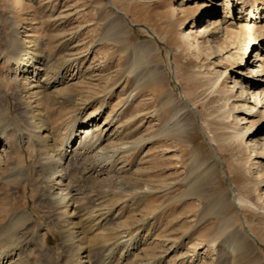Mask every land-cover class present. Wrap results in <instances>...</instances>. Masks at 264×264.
<instances>
[{"label":"rangeland","instance_id":"374dc122","mask_svg":"<svg viewBox=\"0 0 264 264\" xmlns=\"http://www.w3.org/2000/svg\"><path fill=\"white\" fill-rule=\"evenodd\" d=\"M242 5L260 9L255 19L237 21ZM263 16L264 0H0V254L8 217L24 211L23 264H264V159L258 171L240 129L257 131L264 109L242 115L253 100L239 92L264 82V36L236 33L264 30ZM90 119L87 137L108 152L126 144L111 170L79 149ZM70 131L65 230L45 185L57 193L67 181L44 183L38 155ZM231 235L245 245L239 262Z\"/></svg>","mask_w":264,"mask_h":264},{"label":"bare ground","instance_id":"6f19581e","mask_svg":"<svg viewBox=\"0 0 264 264\" xmlns=\"http://www.w3.org/2000/svg\"><path fill=\"white\" fill-rule=\"evenodd\" d=\"M243 5H242V8L240 9V14H244L246 12L247 13L246 16L248 18L240 17L237 21L240 22L242 19H245V20H242V22H249L250 20L252 21L253 19H255V18H252L253 14L257 11L259 12L260 9L258 10V9H254L255 7H253V8L249 7V9L244 10ZM232 7H233V5L230 4V2L226 3V5L224 6V9L226 10V13L228 14V18H231ZM214 9L217 10V8H215V5H212L211 11H215ZM118 17L121 18V16H119V15H118ZM256 19H259V18H256ZM263 19H264V16H263L262 20ZM244 32H250V35L254 34L253 36H250L248 38V41L251 43H254L255 45L264 36L263 28H239L236 33H238L240 35L241 33H244ZM186 38H189V37H186ZM186 38L184 37V39H186ZM181 39H182V42L184 43L183 38H181ZM190 46H192V45H190ZM214 47H216L217 48L216 50H218L219 52H221L223 49L221 44H218L217 42H215ZM213 50H212V48H209V51H211L212 54H215V52H213ZM18 57H19L18 53H12L11 54V59L14 60L13 64L15 66L16 71H18L20 73H25V70H23L25 67V64ZM261 60L264 61V57ZM251 65H253V63H251ZM251 65L249 66V68L247 70L248 71L251 70V73L254 74L255 71L253 72V69H251L253 66H251ZM247 66L248 65H246V67ZM258 73H260V72L258 71ZM222 74H220V75H222ZM256 77H259V76H256ZM250 79L251 80L248 83H246V88H245V86H239L240 87L239 92L242 95H243L245 89L250 90V94H251V98H252L251 100H253V103L251 105L250 110L248 109V111H246V114H242V115H246V116H250L251 111L253 112L255 108L256 109L258 108V110L255 109V111H254L255 114L259 113V109L260 110L264 109V88H263L264 82L262 83L261 86H259V83L261 80H257V79L253 80L252 77ZM180 117L181 118H180L179 122L186 123L184 125L185 127L188 126L187 121H189V120L187 118V115H184V116L181 115ZM92 121H95V119L87 120V123L89 126H88V128H86L84 130V134H83L84 138L78 136L79 137V140H78L79 141V147H80L79 149L81 151H83L86 155L92 156L90 159H92V161L94 160L93 163L96 165V167L100 168L101 170L103 168L108 167L109 170H111L116 165V162H117L116 156L119 155L120 153H122L124 151V149H126L125 148L126 144L121 143L119 146L112 148L108 152L106 149H104L101 146V142H100L99 138L94 140L92 138L87 137L89 135V133L92 132L93 127L90 126V123ZM111 121H113V120H111ZM111 121H110V123H112ZM245 121L246 120H244L243 116H240L239 122L236 123V125H239V124L244 125L246 123ZM263 121H264V115L262 116V122ZM83 122H84V120H83ZM250 128H252V127H250ZM240 129L243 131V133L245 132L244 135L249 133V134H247L248 135L247 139L250 142L248 145L249 146L251 145L253 148H255L253 152L257 154V158H255V160H254V165H256L257 166L256 169L258 171H260L262 164L259 163L258 160L264 159V148H258L257 149V147L259 146V143H260L259 142V139L261 136L260 133L263 131L264 125L261 126L257 131H254V132H250V130L245 128V126L240 127ZM72 137H73V132L70 131L65 137H63V140L60 141V143L57 145V147H55L56 145L54 146V144L52 143L55 140H53L51 138L50 141L47 142L48 145L40 146V148H39L40 154L38 155V165H39L38 168H40V173H41V176L43 177L42 179L44 180V183L47 181L49 182V180L51 178H53V176L55 177V175L58 176L59 179H62V181H67V183L62 188H59L57 193L53 192L52 187H55V186H49L48 183L45 185V188L48 186L47 187L48 191H46V192H48L46 198H48L50 205H52L55 208V211H59V210L62 211L61 215H58L60 213L57 214L56 212H54V214H52L53 218L58 220V221H62L61 225L63 228H65V230L68 226H70L71 224H74L71 221H69V219H67L69 216V212L67 210L70 207L69 201H70L71 196H72L71 194H73V192H76V190H75L76 185H75V181H73V179H71L69 177V175L67 176L66 174H63L64 169L62 167L65 158H67V156H66L67 151H65V149L70 148V145L72 144V141H70V140H73ZM130 145L135 146L136 143L134 142L133 144H130ZM262 147H264V144ZM45 149H47V150H45ZM83 161H85V158L83 159ZM89 171H90V169H89ZM233 205L235 207L239 208L241 206V203L239 200L234 199ZM79 211H80V209H79ZM83 211H85L84 215H87V216L92 215L93 213L96 214L94 209L90 210V208L86 207V206L83 207ZM97 213H98V211H97ZM108 217H109V215L102 214V212H99L98 214L95 215L94 219L97 220V223L98 222L102 223V221H104V222L108 221ZM29 219H30V215L24 211L18 212V213L17 212L12 213L8 217V220L6 221V226H4V228H3L5 230V231H3V233H4L3 239L7 238V239L12 240V242H11V245H8V248L6 247L7 248L6 251L4 253H2L3 256L0 254V264H13L15 262L14 257H16L18 259V261H20L23 264L22 260H23L24 255L22 256V252L25 249L22 248V245H20L21 244L20 238H21V236H23L22 230L24 229V222L29 221ZM92 219H93V217H92ZM94 221H92V223ZM94 223H96V222H94ZM138 242H139V239L136 240V242H133V244L128 243V244H126L125 248H127L128 250H132V249L134 250L137 247ZM226 242L229 244L230 247H232L234 249V254L238 258L237 260L239 262L242 259L241 256H242V253L244 252L243 250L245 248L244 247L245 245L243 246V244H241V242H239L232 235L230 237H228V239H226ZM98 255H100V253H98ZM86 264H89V262H87Z\"/></svg>","mask_w":264,"mask_h":264},{"label":"water","instance_id":"95a60500","mask_svg":"<svg viewBox=\"0 0 264 264\" xmlns=\"http://www.w3.org/2000/svg\"><path fill=\"white\" fill-rule=\"evenodd\" d=\"M105 1H107V0H105ZM108 5H109V7H110L112 10H114L116 13H118L121 17L124 18V16H123L121 13H119L117 10H115L114 8H112V7L110 6V4H108ZM229 186H230V188H231V191L234 192V188L231 186V184H229Z\"/></svg>","mask_w":264,"mask_h":264}]
</instances>
